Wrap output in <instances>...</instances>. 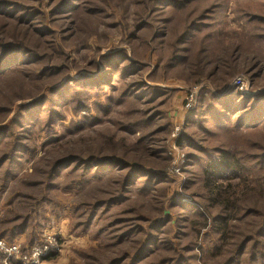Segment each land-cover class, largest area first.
Instances as JSON below:
<instances>
[{
  "label": "rangeland",
  "instance_id": "374dc122",
  "mask_svg": "<svg viewBox=\"0 0 264 264\" xmlns=\"http://www.w3.org/2000/svg\"><path fill=\"white\" fill-rule=\"evenodd\" d=\"M25 220L43 264H264V0H0L1 238Z\"/></svg>",
  "mask_w": 264,
  "mask_h": 264
},
{
  "label": "built area",
  "instance_id": "2783aa9c",
  "mask_svg": "<svg viewBox=\"0 0 264 264\" xmlns=\"http://www.w3.org/2000/svg\"><path fill=\"white\" fill-rule=\"evenodd\" d=\"M243 82V79H238L235 82L237 89L244 87ZM195 98L196 92L190 93L189 99H187L188 106L186 108L190 112L195 105ZM175 133H179L178 128ZM175 165L178 168V163ZM27 248L22 250V244L9 243L0 236V264H43L47 257L60 249V242L57 236H44L37 244Z\"/></svg>",
  "mask_w": 264,
  "mask_h": 264
},
{
  "label": "trees",
  "instance_id": "16d2710c",
  "mask_svg": "<svg viewBox=\"0 0 264 264\" xmlns=\"http://www.w3.org/2000/svg\"><path fill=\"white\" fill-rule=\"evenodd\" d=\"M113 65H114V63H111V64H108V67H113ZM107 67V66H106ZM107 67V68H108ZM109 69V68H108ZM108 69H105L104 71H105V73H107V70ZM119 73H117V75H118ZM59 90V89H58ZM4 159H7L8 161H9V159L10 158H4ZM3 159V160H4ZM6 160V161H7ZM65 163H67V162H59V163H57L56 164V166L54 167V169H53V171H52V177L53 176H55L56 175V173H58V171L60 170V168L65 164ZM99 168V167H98ZM100 169V168H99ZM99 169H97V172L98 173H102V172H99L100 170ZM103 174V173H102ZM134 172H131L129 175H128V177H126V179H125V181L123 182V186H122V191H125V190H127L130 186H131V183H132V181H133V178H134ZM52 183V179H50V184ZM33 221V220H32ZM25 222H26V220L24 221V224H23V226H21V227H18L17 228V230H15V228H14V230H12V231H9L8 233L10 234H5V235H7V240H9V241H12L16 236L15 235H19V236H21L22 234H24L25 232H24V228H25V226H26V224H25ZM14 232H16V233H14ZM1 237H2V235H0ZM12 242H15V241H12ZM38 243V242H37ZM37 243H35V244H37ZM34 245V244H33ZM32 246V245H31Z\"/></svg>",
  "mask_w": 264,
  "mask_h": 264
},
{
  "label": "crops",
  "instance_id": "0c3cea01",
  "mask_svg": "<svg viewBox=\"0 0 264 264\" xmlns=\"http://www.w3.org/2000/svg\"><path fill=\"white\" fill-rule=\"evenodd\" d=\"M22 237V236H21Z\"/></svg>",
  "mask_w": 264,
  "mask_h": 264
}]
</instances>
